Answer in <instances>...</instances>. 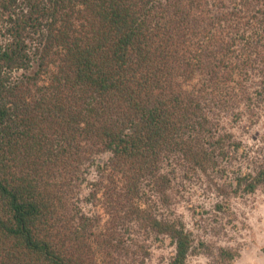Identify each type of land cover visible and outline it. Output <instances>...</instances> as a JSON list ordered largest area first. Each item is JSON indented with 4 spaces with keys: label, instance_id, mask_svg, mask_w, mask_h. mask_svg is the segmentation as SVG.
<instances>
[{
    "label": "trees",
    "instance_id": "16d2710c",
    "mask_svg": "<svg viewBox=\"0 0 264 264\" xmlns=\"http://www.w3.org/2000/svg\"><path fill=\"white\" fill-rule=\"evenodd\" d=\"M263 113L264 0H0V264H187L176 172L254 194L264 138L222 122Z\"/></svg>",
    "mask_w": 264,
    "mask_h": 264
},
{
    "label": "rangeland",
    "instance_id": "374dc122",
    "mask_svg": "<svg viewBox=\"0 0 264 264\" xmlns=\"http://www.w3.org/2000/svg\"><path fill=\"white\" fill-rule=\"evenodd\" d=\"M222 123L247 145L264 138V113L256 125L246 118L234 123L230 114L223 115ZM109 158V154H104L98 161L106 162ZM96 178L93 171L90 179ZM87 193L84 189L83 194ZM172 198L174 214L193 232L197 243L207 245L204 251L191 256L187 264H226L219 259L220 248L239 252L232 264H264V186L254 194L233 195L227 200L229 210L223 213L216 208L224 199L213 188V171L203 174L179 170L174 177ZM150 244L152 255L148 264H168L175 252L169 241Z\"/></svg>",
    "mask_w": 264,
    "mask_h": 264
}]
</instances>
